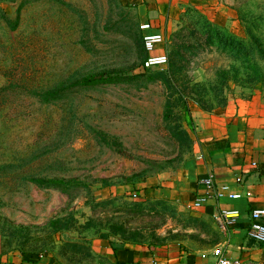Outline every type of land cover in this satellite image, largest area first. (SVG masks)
I'll list each match as a JSON object with an SVG mask.
<instances>
[{
	"label": "rangeland",
	"instance_id": "obj_1",
	"mask_svg": "<svg viewBox=\"0 0 264 264\" xmlns=\"http://www.w3.org/2000/svg\"><path fill=\"white\" fill-rule=\"evenodd\" d=\"M235 5L223 25L187 3L168 8L167 65L144 70L125 0H0V258L105 264L109 242L214 256L211 218L135 186L193 164L194 110L264 108V0ZM102 72L137 79L81 86Z\"/></svg>",
	"mask_w": 264,
	"mask_h": 264
},
{
	"label": "crops",
	"instance_id": "obj_2",
	"mask_svg": "<svg viewBox=\"0 0 264 264\" xmlns=\"http://www.w3.org/2000/svg\"><path fill=\"white\" fill-rule=\"evenodd\" d=\"M139 18V26L150 23L155 32L161 33L167 9L171 12L180 2L201 10L212 23H236L235 0H125ZM197 131L203 136L201 151L192 165L176 178L168 181L162 176L149 178L135 190L155 195L183 205L194 215L210 219L213 211H237L235 225L220 231L219 242L214 246L223 249L225 255L241 264H264V245L256 244L247 237L250 213L264 210V108L238 106L212 112L194 110ZM212 176L216 189L227 188L228 194L239 195L231 200L227 196L219 201L207 200L193 209L197 199L207 194L203 181ZM126 188V187H125ZM141 190V191H140ZM213 221V220H212ZM263 224V223H262ZM213 228H217L213 221ZM109 245V244H108ZM99 246V245H98ZM98 253L105 264H204L194 254L174 253L166 248L137 249L123 247L113 250L100 244ZM0 264H59L52 256L7 255Z\"/></svg>",
	"mask_w": 264,
	"mask_h": 264
},
{
	"label": "built area",
	"instance_id": "obj_3",
	"mask_svg": "<svg viewBox=\"0 0 264 264\" xmlns=\"http://www.w3.org/2000/svg\"><path fill=\"white\" fill-rule=\"evenodd\" d=\"M142 37V47L146 53V58L143 61L142 68L144 70H151L161 68L167 65V55L163 49L165 46V38L162 33L155 32L150 23H143L139 26ZM206 187L207 194L205 197L199 198L193 205V209H198L207 200L219 201L227 196L231 200L240 199L239 195L228 194L227 188L216 189L212 176H208L203 181ZM239 218L237 211H213L211 219L214 221L217 229L225 232L230 226L235 225ZM250 226L247 231V237L256 244L264 245V210H254L250 213ZM263 223V224H262ZM204 264H241L239 260L228 258L223 249H216L214 253V260Z\"/></svg>",
	"mask_w": 264,
	"mask_h": 264
},
{
	"label": "trees",
	"instance_id": "obj_4",
	"mask_svg": "<svg viewBox=\"0 0 264 264\" xmlns=\"http://www.w3.org/2000/svg\"><path fill=\"white\" fill-rule=\"evenodd\" d=\"M15 23L12 25V28H14ZM211 27H215L212 26ZM217 29V27H216ZM219 30V29H217ZM134 79H137V77L127 76V75H121L119 73L114 72H102L97 73L94 75H88L86 77H83L81 79V86L87 87V86H98V85H123V84H129L130 81H133ZM208 112V111H205ZM37 185H39L42 188L45 189H60L63 192L67 191V188L70 187L69 183H65L63 181H46V180H37L35 182ZM109 246L113 250L122 249L123 247L116 246L114 243L109 242Z\"/></svg>",
	"mask_w": 264,
	"mask_h": 264
}]
</instances>
